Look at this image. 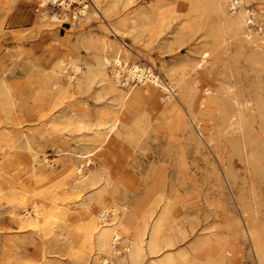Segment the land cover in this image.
Listing matches in <instances>:
<instances>
[{
	"label": "rangeland",
	"instance_id": "374dc122",
	"mask_svg": "<svg viewBox=\"0 0 264 264\" xmlns=\"http://www.w3.org/2000/svg\"><path fill=\"white\" fill-rule=\"evenodd\" d=\"M110 1L114 0H103L102 5ZM115 1H121L119 9L108 13L109 18L98 12V18L85 20L78 11L79 1L66 7L50 0L43 8L58 19L42 23L36 0H0V90L8 101V108L0 110V129L8 128L18 139L26 137L31 142L21 165L0 178V264L91 263L86 242L89 215L60 221L50 233L44 221L37 228H22L11 213L31 209L28 198L50 208L77 202L65 192L78 184V175L71 171L70 140L57 118L71 109L82 115L81 108H86L92 116L102 111V119L111 120L108 106L118 103L119 91L101 90L102 84L96 81L83 94L76 81L68 86L66 76L57 89L48 90L49 78L59 58L72 61L82 71L97 68L103 44L114 38L110 22L125 29V20L137 18L141 11H150L153 20L125 37L132 56L140 66L154 64L165 83L177 84L179 106L187 115L190 110L203 119L202 128L189 120L180 122L170 107L160 109L153 98L129 100L111 136L110 149L97 154L84 173L111 177L108 198L113 205L126 204L129 211L123 238L143 229L150 213L162 212L163 206L156 203L164 188L167 211L170 206L164 232L177 241L169 249L174 255L212 231L210 242L198 251L199 264H264V148L254 150L246 137L226 134L236 108H226L220 98L221 90L231 85L241 100L250 101L244 110L245 127L264 146V0H243V8L263 20L250 27L262 28L252 43L242 40L241 29L226 26L231 10L221 12L224 0H133L128 5V0ZM198 64L200 87L211 91L203 108L199 106L203 94L195 93L190 83V71ZM212 137L214 149L208 144ZM70 146L81 148L76 140ZM44 156L53 161V167L40 174L38 165H45ZM255 159L259 161L254 164ZM25 236L28 240L22 244L20 238ZM17 245L21 248L16 254Z\"/></svg>",
	"mask_w": 264,
	"mask_h": 264
},
{
	"label": "bare ground",
	"instance_id": "6f19581e",
	"mask_svg": "<svg viewBox=\"0 0 264 264\" xmlns=\"http://www.w3.org/2000/svg\"><path fill=\"white\" fill-rule=\"evenodd\" d=\"M49 1L50 0H36L39 13L38 19L42 23H45L48 20L56 21L58 19L57 16H49L44 10L43 7L46 6ZM51 1L53 3H60L66 7L79 1L82 7L81 9H78V11H80L81 17L85 20L91 19L92 16L98 18V12H101L103 16L109 18L108 13L116 12L119 9L118 5H120L119 3L121 2L114 0L113 2L110 1L111 3L108 2L109 4L103 6V0H91V4H88L84 0ZM128 1L127 5L133 2V0ZM242 5L243 0H224L221 4V12L226 14L227 8L231 10V16H228L225 19L226 26L228 29L232 30H235L236 28L241 29L242 33L240 34L242 36V40L247 43H252L256 39V36L261 35L262 28L259 27L255 31L250 27L256 23H262L263 20L259 21L257 19L258 15L256 12L252 10L248 11L244 9ZM150 13V11H141L138 13L137 18L129 17L125 20V29L118 27L116 24L112 23L113 21L110 22L112 30H109V32L112 33L114 38H112L111 43L106 42L103 44L104 48L101 55H99L97 62L98 65H96L97 68L87 67L88 69L82 71L80 66L72 61L65 62L60 58L59 60L57 59L58 63L53 69L52 77H50L48 81V90L57 89L59 85L62 84L61 78L63 76L67 77L68 86H72L76 81V87L83 94L90 92L97 81L102 84L101 90L103 89L111 92L119 91L117 93L118 103L108 106L109 111H111L113 115L111 120L102 119V117H104L102 115V111H97L96 116H92L88 111L84 110L86 108H81V111L84 112L82 115H76L78 110L71 109L70 112L57 118V120L60 121V124L63 125L62 130H64V132L66 131L64 137L66 140L67 138L70 140L69 143L67 140V146L70 160L69 163L73 164L71 171L78 175L76 178V182L78 184L72 186L69 191L65 189L67 196L70 195L73 196L74 199H77V202L74 203L75 205L73 204L70 206V204H67L66 207L63 208L55 205L56 207L50 208L48 204L36 201L33 198H28L26 199V203L31 205V209H24L20 211L18 209L20 206L18 205L17 209L19 211L14 210L11 213L12 219L20 223L22 228H37L40 227L44 221L45 231L49 230V232L60 221H69L70 219L73 220L81 215L84 216V214L87 216L89 215L91 217V222L86 229L88 231H86V242L88 246H90V249L87 250V254H89L90 252L88 251L91 250L90 255H92V261L90 264H175L177 260H181L183 264H199L198 260L200 259V253L198 251L210 242V236L213 235L211 231L205 239L202 238L189 247H185V249H179L176 255L169 251V249L175 246L177 241L175 240L176 242H174L173 239L167 236V234L165 235L166 231L164 232L166 225L165 222L166 220L168 221L167 217L170 213V206L168 207L169 211H167V206L169 204L166 206L168 201L165 202V190L162 188L159 202L156 203L159 206H163L164 209H162V212H159L157 216L150 213L143 229H138L136 234L133 236H127L126 238L124 237V239L122 229L126 227L127 222L130 219L128 217V206L126 204L113 205V199L110 196L108 198L109 190L112 185L111 177L109 175L104 176L103 174L102 176L101 172L90 171L88 174L84 173L86 167L89 168L93 165L97 154H102L105 149H110L111 136L125 114L123 110H125L124 108L126 102L129 100H147L153 98V100H156L157 105L159 104L158 106L160 109L170 107L172 113L178 116L180 122L189 120L187 123L190 125L194 122L199 129L202 128L203 119H198L190 110L189 115H187L179 106L177 99L181 97L179 95L177 84L172 85L162 81L155 72L154 64L151 66L138 65L136 59L132 56V47L129 46L130 44L128 45L126 43L125 37L132 31H138L139 27L145 28L151 24L153 17ZM2 31L3 22L0 21V37ZM119 37H121L123 43L118 41ZM115 42H117V44H115ZM54 64H56V62ZM200 66L201 65L198 64L196 68L190 71L192 72L190 74V83L195 93L203 94L201 97L202 100L199 104V106L203 108L205 96L210 94L211 91L210 89L200 87V79L198 77L200 74L199 72L202 71ZM109 71H111V74ZM135 82H137L136 85H134ZM218 86L220 87V85ZM141 88L143 89L142 91ZM234 88V86L227 85L220 93V98H222L221 100H225L224 105L226 108H236L235 116L233 114L234 117L232 116L229 120L226 134L234 135L237 133L242 135L249 140L254 147V150L262 151L264 148L263 143L259 142L256 136L247 131L243 120L244 110L249 108L250 101L241 100L240 95L234 92ZM4 91L7 92L5 89ZM2 92L3 91L0 90V110L4 112V108L5 110L8 108L6 107L8 101ZM105 96L106 95L103 97ZM83 105L86 106L87 104L83 103ZM136 109H138L137 105ZM249 110H251V108ZM15 135L8 128L0 129V178L8 176L13 168L21 165L22 154L25 149H28L31 146L29 139L26 137L18 139L19 136L16 137ZM73 140H76L77 144L80 145L81 148L74 149L71 147V141ZM194 140L197 141L199 145L202 144L201 139H199L196 135ZM213 142L214 138L212 137L208 141V144H210L214 149V146L212 145ZM36 155L37 154H34V156ZM77 161L81 162L77 163ZM258 161V159H255L253 163L255 164ZM42 162L45 165H38V172L40 174H43L46 171V168L53 167V161L46 156L43 157ZM90 192L91 194H89ZM11 200L13 199L11 198ZM178 231H180V229ZM45 234H47V232H45ZM52 238L53 237H51V240ZM62 239L63 238L60 240ZM27 240L26 236L20 238L22 244H25ZM20 248L21 246L17 245L14 253L17 254ZM74 255L80 256L76 252ZM85 264H87V262Z\"/></svg>",
	"mask_w": 264,
	"mask_h": 264
}]
</instances>
